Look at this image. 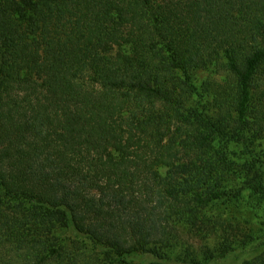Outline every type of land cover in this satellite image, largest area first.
Segmentation results:
<instances>
[{
	"label": "trees",
	"instance_id": "16d2710c",
	"mask_svg": "<svg viewBox=\"0 0 264 264\" xmlns=\"http://www.w3.org/2000/svg\"><path fill=\"white\" fill-rule=\"evenodd\" d=\"M247 247L264 264V0H0V264Z\"/></svg>",
	"mask_w": 264,
	"mask_h": 264
},
{
	"label": "rangeland",
	"instance_id": "374dc122",
	"mask_svg": "<svg viewBox=\"0 0 264 264\" xmlns=\"http://www.w3.org/2000/svg\"><path fill=\"white\" fill-rule=\"evenodd\" d=\"M200 76H202V75H200ZM69 248H72V247H70V246H68ZM250 252H251V249L250 248H245V249H242V250H240L239 251V253H238V257L235 259V258H228V259H226L225 261H224V264H233V263H236V262H240V261H242L244 258H247V257H249L250 256ZM91 263H93V264H95V262H93L92 260L90 261V264ZM132 264H139V263H132Z\"/></svg>",
	"mask_w": 264,
	"mask_h": 264
}]
</instances>
